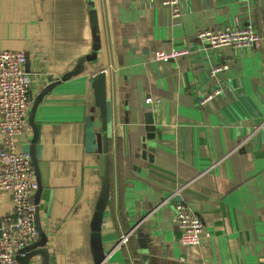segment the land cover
<instances>
[{
  "label": "crops",
  "instance_id": "0c3cea01",
  "mask_svg": "<svg viewBox=\"0 0 264 264\" xmlns=\"http://www.w3.org/2000/svg\"><path fill=\"white\" fill-rule=\"evenodd\" d=\"M93 1L0 0V50L23 51L29 61V123L37 100L36 131L30 123L17 147L34 152L38 163V214L49 264H95L91 220L104 170L98 146L103 116L94 86L100 72L111 185L102 224L106 264H259L264 42L239 50L205 46L167 61L153 56L173 47L200 48L199 30L225 24H250L264 35V0H183L179 21L159 0ZM94 52L81 73L61 80ZM218 63L228 68L213 77L208 67ZM218 81L223 94L200 104L199 97ZM178 200L203 220L198 245L178 241ZM12 211L10 194L2 192L0 217ZM134 227L130 240L115 248ZM29 264H43L41 255Z\"/></svg>",
  "mask_w": 264,
  "mask_h": 264
},
{
  "label": "built area",
  "instance_id": "2783aa9c",
  "mask_svg": "<svg viewBox=\"0 0 264 264\" xmlns=\"http://www.w3.org/2000/svg\"><path fill=\"white\" fill-rule=\"evenodd\" d=\"M159 1L170 10L172 19L179 21L182 18L183 0ZM196 39L202 44L200 48L187 45L169 50H156L153 57L165 61L178 59L191 56L205 46L213 48L230 46L236 50L258 48L264 42V35L250 24L236 22L218 28L201 29L196 33ZM26 62L27 56L23 51L0 50V194L9 193L13 203V211L0 217V264H22L17 258L19 251L39 237L34 201L38 183L34 178V166L31 154L20 151L17 147V137L30 127L31 78L26 69ZM226 68L228 64H210L208 71L211 76L216 77ZM224 88V85L218 81L199 97L200 104L213 101L223 94ZM152 101V96L146 99L148 103ZM251 136L252 134L248 137ZM179 189L176 188L172 195L179 193ZM173 220L179 229L180 244H200L204 223L186 202L182 200L174 202ZM135 229L134 227L122 233L115 248H121L126 244ZM259 264H264V255Z\"/></svg>",
  "mask_w": 264,
  "mask_h": 264
},
{
  "label": "water",
  "instance_id": "95a60500",
  "mask_svg": "<svg viewBox=\"0 0 264 264\" xmlns=\"http://www.w3.org/2000/svg\"><path fill=\"white\" fill-rule=\"evenodd\" d=\"M91 1H92V5H94L93 3L94 1L93 0ZM93 15H94L93 20L95 23L94 29L95 32H97V18L95 11ZM95 58H96L95 52L93 54H87L86 56L81 57L75 68L72 71L65 74L61 80H65L67 78H70L74 75L81 73L84 69V62L86 60H92ZM26 68L29 69V61L26 62ZM55 82L49 84L47 89L50 88L52 85H54ZM94 83H95L94 86H95L97 104L99 105L103 116V133L98 134V146L100 152L104 153V170L102 173V187H101L100 195L96 202L95 210L91 220V229H92L91 247H92V253L94 256L95 264H106L107 252L105 251L103 245L102 224L104 218V211L107 206L108 200L110 198L111 185H110L109 158L107 155L108 153L107 121H106L107 106H106V97H105V75L103 72H100L95 76ZM45 91L46 90H44V92ZM43 93H41V95ZM41 95H39L38 99L41 97ZM36 105H37V100L35 101L34 106L31 109V115H30V123L32 124V127L34 128L35 131H36V127L33 121V117H34L33 115L36 109ZM147 115H148V119L146 121L148 124V130L153 132L155 128L153 125L151 114L149 113ZM150 136H153V134L151 133ZM150 136H148V138H150ZM36 139H37V134H34L33 142H35ZM144 146H147V143H144ZM30 154L34 166V171L37 175V183H38V188L35 193L34 201L36 204V217H37V226L39 230V237L35 242L21 249L17 255V258L22 264H29L32 257L36 255H41L43 264H49V248L47 247L48 237L47 234L43 231L38 214L39 199L41 195L42 186L40 183V175H39V169H38V163L36 161V157L34 156V152L31 151Z\"/></svg>",
  "mask_w": 264,
  "mask_h": 264
}]
</instances>
